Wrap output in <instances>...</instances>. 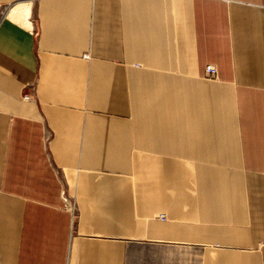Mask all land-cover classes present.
<instances>
[{"label": "crops", "instance_id": "0c3cea01", "mask_svg": "<svg viewBox=\"0 0 264 264\" xmlns=\"http://www.w3.org/2000/svg\"><path fill=\"white\" fill-rule=\"evenodd\" d=\"M0 264H264V0H0Z\"/></svg>", "mask_w": 264, "mask_h": 264}, {"label": "built area", "instance_id": "2783aa9c", "mask_svg": "<svg viewBox=\"0 0 264 264\" xmlns=\"http://www.w3.org/2000/svg\"><path fill=\"white\" fill-rule=\"evenodd\" d=\"M205 72H206V74H208L210 76H216L217 68L213 64H206ZM26 97H28V95ZM72 207H73V205H72ZM163 217H164V215H161V218H163Z\"/></svg>", "mask_w": 264, "mask_h": 264}, {"label": "rangeland", "instance_id": "374dc122", "mask_svg": "<svg viewBox=\"0 0 264 264\" xmlns=\"http://www.w3.org/2000/svg\"><path fill=\"white\" fill-rule=\"evenodd\" d=\"M66 204L69 208H72V205L74 206V200L71 196H66L65 197ZM161 215H164L163 213H160L158 216L161 218ZM164 218V217H163Z\"/></svg>", "mask_w": 264, "mask_h": 264}]
</instances>
